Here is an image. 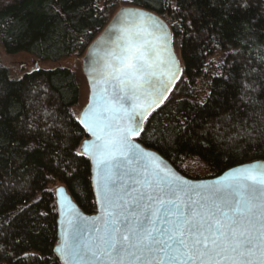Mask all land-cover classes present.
Returning a JSON list of instances; mask_svg holds the SVG:
<instances>
[{"label": "trees", "instance_id": "trees-1", "mask_svg": "<svg viewBox=\"0 0 264 264\" xmlns=\"http://www.w3.org/2000/svg\"><path fill=\"white\" fill-rule=\"evenodd\" d=\"M0 0V45L40 62L82 56L110 21L112 0ZM152 12L178 43L180 78L138 142L182 176L218 177L264 161V0H127ZM79 91L66 68L11 79L0 67V264H61L54 191L96 210L87 139L72 114ZM201 163L207 175L185 164Z\"/></svg>", "mask_w": 264, "mask_h": 264}, {"label": "snow or ice", "instance_id": "snow-or-ice-1", "mask_svg": "<svg viewBox=\"0 0 264 264\" xmlns=\"http://www.w3.org/2000/svg\"><path fill=\"white\" fill-rule=\"evenodd\" d=\"M151 20L128 13L115 48L97 53L102 66L79 118L94 139L76 155L93 164L98 214L66 211L71 205L57 189L66 227L55 252L64 264H264V168L193 184L135 142L178 79L150 30L162 26Z\"/></svg>", "mask_w": 264, "mask_h": 264}, {"label": "water", "instance_id": "water-1", "mask_svg": "<svg viewBox=\"0 0 264 264\" xmlns=\"http://www.w3.org/2000/svg\"><path fill=\"white\" fill-rule=\"evenodd\" d=\"M131 12H141L146 17H151L152 20L148 22L150 26L152 24V21L157 22L158 26H162V27L150 28V30L154 31V35L155 36H159L160 37V39L157 42V44H158V47L162 50L161 51V55L165 59H167L170 56L172 59L175 60L176 67L179 69V71L176 73V75L178 76V79L180 78V75L182 73V66H181V63H180V59L178 58V56L176 55V53L174 51L172 32H171L170 28L168 27V25L165 23V21L161 17H159L158 15H156V14H154L152 12H149V11H146V10H143V9H139V8H136V7H133V6L121 8L114 14L112 19L108 22L106 27L103 29V31L89 45V47L87 48V50H86V52L84 54V57L82 58V71H83V74H84V76L86 78L88 89H89L88 101H87L86 106L82 110V112L88 106V104L90 102V99H91V97L93 95V81L97 78V71L96 70L99 69L102 66V62L98 63V61H100V56L97 55V53L102 55L103 53H106L107 51H110L113 48H115V43L114 42L117 40V37L119 35L118 28H119L121 22L126 17V15L128 13H131ZM165 47H166V51H164ZM178 79H174L170 84H168V89H170V90H166V91L163 92V94L161 96V99L163 100V102L165 101L167 96L170 94L171 90L173 89V87H174L175 83L178 81ZM100 87H102V85H97V95L99 94ZM163 102L159 104V107L163 104ZM159 107H156L155 105H153L154 110H150V113L152 114ZM82 112H81V114H82ZM81 114H80V116H81ZM150 115H148L147 119L149 118ZM80 116H79V118H80ZM146 120L143 122V126H144ZM78 122H79V119H78ZM86 134H87L88 137H87V139H85L82 142V144L85 141H92L94 139L89 133L86 132ZM138 137H136L135 142L140 145L141 149H143V150H145L147 152L153 153L155 156H157L159 158V160L161 161L162 165H164L167 168L171 169L176 175H178L182 179L187 180V181H189V182H191L193 184H210V183H213L215 181L222 180L229 173H231L233 170L241 168V167H247V166L255 165L258 168H264V161H253V162L246 163V164L234 167L232 169H229V170H227L226 172H224L223 174H221L218 177L200 179V180H192V179H188V178L182 176L180 173H178L168 161L163 159L155 151H152V150L144 148L138 142V140H137ZM80 149H81V146H80ZM89 163H90V166H91V182H92V187H93L94 200H95V204H96V191H95L94 182H93V178H94L93 164H92V162L90 160H89ZM60 188L64 189V195L67 197V200H68V202L71 205V209H66V211L79 212V213H81L82 215H84L86 217H94V216H96L98 214L97 213V207L98 206L96 204V210H95L94 213L85 214L77 206V204L74 202V200L72 199V197L67 192V190H66V188L64 186H58L55 189L54 198H55L56 216H57V221L56 222H57V238H58V240H57L56 246L54 247V253H55L56 257L58 258V260L61 262V264H64L63 260L55 252V249L57 248V246H58V244H59V242L61 240L62 230L64 229V227H66V223L62 222V221H64L65 218L61 217L60 214H59V203H58V201H59L60 197H59V193L57 192V189H60Z\"/></svg>", "mask_w": 264, "mask_h": 264}, {"label": "rangeland", "instance_id": "rangeland-1", "mask_svg": "<svg viewBox=\"0 0 264 264\" xmlns=\"http://www.w3.org/2000/svg\"><path fill=\"white\" fill-rule=\"evenodd\" d=\"M105 0H100L98 2L99 6L104 5ZM130 7V4L127 0H112L109 12H110V20L114 16V14L121 8ZM173 47L176 55L179 58V48L178 43L176 41L173 42ZM82 56L73 55L66 59H63L59 62H40L35 59L33 56L26 53H19L16 55H7L1 45H0V67L7 69L9 76L11 79H20L25 74H29L34 72L35 70H53L56 68H66L70 70L75 77L78 91H79V100L78 103L71 109L72 114L78 120L79 116L87 104L89 89L87 85L86 78L82 71ZM187 171L192 173V175H197L200 178H203L207 175V171L205 167L195 161L191 160L185 164Z\"/></svg>", "mask_w": 264, "mask_h": 264}]
</instances>
